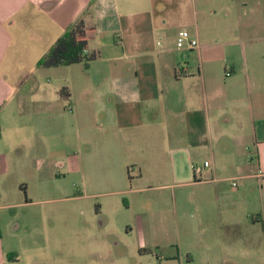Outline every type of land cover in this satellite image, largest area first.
Returning a JSON list of instances; mask_svg holds the SVG:
<instances>
[{"label": "crops", "instance_id": "0c3cea01", "mask_svg": "<svg viewBox=\"0 0 264 264\" xmlns=\"http://www.w3.org/2000/svg\"><path fill=\"white\" fill-rule=\"evenodd\" d=\"M78 19L89 28L87 52L100 56L86 64L97 83L82 76L76 93L72 64L37 63ZM180 30L197 45L177 47ZM73 133L86 170L88 157L99 171L126 169L129 180L134 167L140 178L179 180L202 156L205 172H235L251 195L231 187L236 214L196 221L179 263L264 264V0H0V264H73L56 247L65 235H23L30 201L20 192L39 160L71 157ZM212 182L221 194V180ZM189 203L200 211L205 200ZM103 243L87 246L90 264H104Z\"/></svg>", "mask_w": 264, "mask_h": 264}, {"label": "rangeland", "instance_id": "374dc122", "mask_svg": "<svg viewBox=\"0 0 264 264\" xmlns=\"http://www.w3.org/2000/svg\"><path fill=\"white\" fill-rule=\"evenodd\" d=\"M176 46L181 48L177 43ZM69 67L68 78L76 93L82 86V76H89L90 83H97L96 79H91L93 73L85 63ZM65 148L71 157L39 160L38 168L33 169H38L37 175L22 177L20 188L27 187L28 191L24 194L21 189L20 192L22 198L30 201V206L22 210L27 218L25 227L29 228L23 235L31 241L38 240L37 233L46 229L54 231L58 238L65 235V245L60 243L56 247L61 250L65 247L67 254L70 250L73 264H90L96 255L88 257L87 246L96 248L103 242L104 264H180L186 260L187 251L193 248L191 236L196 221L236 214L234 208L237 205L234 204L240 199L230 191L235 172L222 165L214 174L204 171L200 175L202 156L194 160L195 174L190 170L179 180L170 174H145L140 178L137 167L130 169L129 180L126 169L121 168L119 173L112 169L99 171L93 165L94 160L88 157L89 167L87 170L82 168L84 161L80 153L86 148L74 133L67 139ZM66 161H71L72 165L64 168ZM194 175L200 184L192 182ZM214 179L221 180V194L213 190ZM235 182L237 186L245 184L242 179ZM250 185L255 186V190L258 187ZM131 186L140 187V192H118ZM244 188L243 196L249 197L250 187L245 185ZM204 194L206 197H202ZM199 195L205 203L197 211L189 202ZM33 200L36 202L32 203ZM183 222L190 228L185 225L183 230ZM164 259L167 260L161 261ZM242 263L248 264L247 261Z\"/></svg>", "mask_w": 264, "mask_h": 264}, {"label": "trees", "instance_id": "16d2710c", "mask_svg": "<svg viewBox=\"0 0 264 264\" xmlns=\"http://www.w3.org/2000/svg\"><path fill=\"white\" fill-rule=\"evenodd\" d=\"M88 31L89 28L85 27L83 19L76 20L57 38L48 52L38 61L37 65L42 67H56L79 62L87 64L90 61L98 59L100 53L97 49L84 52V50H87ZM59 93L66 99L70 96L66 86L62 87ZM196 180L194 175V181Z\"/></svg>", "mask_w": 264, "mask_h": 264}, {"label": "built area", "instance_id": "2783aa9c", "mask_svg": "<svg viewBox=\"0 0 264 264\" xmlns=\"http://www.w3.org/2000/svg\"><path fill=\"white\" fill-rule=\"evenodd\" d=\"M176 43L179 46H183L185 44H188L189 47H194L197 45V40L190 38L189 32L187 30H180L176 37ZM84 52H87V50H84ZM210 165L208 160L203 161L202 167L199 170V174L203 175L204 169ZM206 180V179H205ZM236 179H232L231 185L232 187H236Z\"/></svg>", "mask_w": 264, "mask_h": 264}]
</instances>
